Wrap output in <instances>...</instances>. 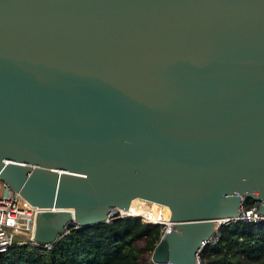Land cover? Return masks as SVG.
<instances>
[{
	"label": "water",
	"instance_id": "obj_1",
	"mask_svg": "<svg viewBox=\"0 0 264 264\" xmlns=\"http://www.w3.org/2000/svg\"><path fill=\"white\" fill-rule=\"evenodd\" d=\"M0 178L60 209L38 242L164 210L154 261L196 264L264 214V0H0Z\"/></svg>",
	"mask_w": 264,
	"mask_h": 264
},
{
	"label": "trees",
	"instance_id": "obj_2",
	"mask_svg": "<svg viewBox=\"0 0 264 264\" xmlns=\"http://www.w3.org/2000/svg\"><path fill=\"white\" fill-rule=\"evenodd\" d=\"M161 229L140 218H119L72 229L45 254L27 245L0 252V264H154L150 256ZM220 231L203 251L207 264H264V222H233Z\"/></svg>",
	"mask_w": 264,
	"mask_h": 264
},
{
	"label": "built area",
	"instance_id": "obj_3",
	"mask_svg": "<svg viewBox=\"0 0 264 264\" xmlns=\"http://www.w3.org/2000/svg\"><path fill=\"white\" fill-rule=\"evenodd\" d=\"M0 252H7L11 248L21 247L27 245L30 251L45 254L50 252L55 247V244L59 242L65 235H67L72 229L68 228L60 237L50 243H41L35 240L34 233L36 230V223L38 216L42 212L46 211H58L56 207H40L38 205H21L20 193L14 190L7 182L0 178ZM249 199H243V205L241 214L236 216L224 217L216 220V228L212 236L204 241L198 248L195 254L196 264H207L206 259L203 257V251L208 244L216 243L221 236V228L224 225L231 224L233 222L244 221L249 223H262L264 222V214L259 211L260 202L253 200V204L248 205ZM163 212V213H162ZM160 213V218L152 219L150 215L137 216L142 219L143 223L150 225H160L162 227L159 239L151 252L150 259L154 264V252L159 243L165 238L168 232H171L173 223L169 219L163 220L165 217L164 210ZM130 214L124 213L121 209L116 208L112 210V216L108 219V222L130 217ZM149 217V218H147ZM165 264H173L172 261H168Z\"/></svg>",
	"mask_w": 264,
	"mask_h": 264
},
{
	"label": "bare ground",
	"instance_id": "obj_4",
	"mask_svg": "<svg viewBox=\"0 0 264 264\" xmlns=\"http://www.w3.org/2000/svg\"><path fill=\"white\" fill-rule=\"evenodd\" d=\"M124 213H126V214H130V215H133V216H135V217H137V216H143V215H150V217L152 218V219H157V218H160L159 216H160V213L163 211V210H158V217H153V215H152V213L151 212H148V211H143V212H139V213H134L133 211H130V210H127V209H121ZM163 213V212H162ZM164 214H165V212H164ZM165 217H166V215H165ZM147 218H149V217H147ZM165 219H168L167 217L166 218H164L163 220H165Z\"/></svg>",
	"mask_w": 264,
	"mask_h": 264
},
{
	"label": "rangeland",
	"instance_id": "obj_5",
	"mask_svg": "<svg viewBox=\"0 0 264 264\" xmlns=\"http://www.w3.org/2000/svg\"><path fill=\"white\" fill-rule=\"evenodd\" d=\"M1 187V186H0ZM0 192H1V189H0ZM141 221H142V219H141Z\"/></svg>",
	"mask_w": 264,
	"mask_h": 264
}]
</instances>
